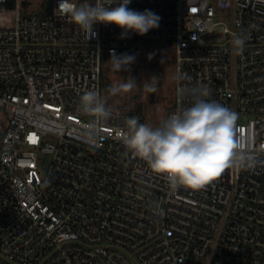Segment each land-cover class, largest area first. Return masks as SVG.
<instances>
[{
  "label": "built area",
  "instance_id": "2783aa9c",
  "mask_svg": "<svg viewBox=\"0 0 264 264\" xmlns=\"http://www.w3.org/2000/svg\"><path fill=\"white\" fill-rule=\"evenodd\" d=\"M58 3L0 0V264H264V0H131L159 27L124 38L99 23L88 37ZM140 44L173 48L167 116L190 106L181 89L206 86L238 113L253 168L173 191L116 138L127 113L92 127L80 97L101 94L105 56Z\"/></svg>",
  "mask_w": 264,
  "mask_h": 264
},
{
  "label": "clouds",
  "instance_id": "9594fccd",
  "mask_svg": "<svg viewBox=\"0 0 264 264\" xmlns=\"http://www.w3.org/2000/svg\"><path fill=\"white\" fill-rule=\"evenodd\" d=\"M131 0H59L55 13L70 21L88 36L95 35L94 24H112L122 30L121 38L128 33L145 35L159 27V16L150 10L138 12L128 7ZM247 36L233 33V46L242 54ZM134 57L111 53L114 70H127ZM136 81L109 87L110 95L132 91ZM149 91L155 88L148 86ZM180 95L191 97V104L168 115L158 126L142 124L136 117L125 120L124 127L116 132L126 149L143 159L158 175L166 176L170 188L180 187L200 190L218 179L226 169L253 168L255 159L243 152L242 138L236 136L238 113L208 99L211 91L206 86L195 85L181 89ZM80 109L93 117L92 127L108 121L113 110L98 91H86L80 97Z\"/></svg>",
  "mask_w": 264,
  "mask_h": 264
},
{
  "label": "rangeland",
  "instance_id": "374dc122",
  "mask_svg": "<svg viewBox=\"0 0 264 264\" xmlns=\"http://www.w3.org/2000/svg\"><path fill=\"white\" fill-rule=\"evenodd\" d=\"M20 1L24 11L28 13H46L52 10V0ZM136 50L134 61L127 70L116 71L112 64L108 63L111 57L103 58L101 96L106 98L107 105L112 110L127 114H135L137 110H140L144 122L155 127L167 117L169 108L174 104L173 48L169 44H140ZM153 72L162 75L161 86L158 85ZM130 77L136 81L137 85L132 91L114 96L108 93L111 85L127 82ZM148 86L155 88V91H149ZM1 137L2 129H0V139ZM46 163V158L41 160V174Z\"/></svg>",
  "mask_w": 264,
  "mask_h": 264
},
{
  "label": "trees",
  "instance_id": "16d2710c",
  "mask_svg": "<svg viewBox=\"0 0 264 264\" xmlns=\"http://www.w3.org/2000/svg\"><path fill=\"white\" fill-rule=\"evenodd\" d=\"M136 48L135 49H131V50H126V51H124L122 54H127V55H129V56H132V57H134V55H136ZM102 71H103V69H102ZM102 75H103V72H102V74H101V83H102ZM130 117H136V118H138V120H139V122L140 123H144V117H143V115H142V112L140 111V110H137L136 112H135V114H128Z\"/></svg>",
  "mask_w": 264,
  "mask_h": 264
},
{
  "label": "flooded vegetation",
  "instance_id": "af4514ba",
  "mask_svg": "<svg viewBox=\"0 0 264 264\" xmlns=\"http://www.w3.org/2000/svg\"><path fill=\"white\" fill-rule=\"evenodd\" d=\"M153 75L155 76V79L157 80V82H158V85H160L161 86V84H162V75L161 74H159L158 72H153Z\"/></svg>",
  "mask_w": 264,
  "mask_h": 264
}]
</instances>
